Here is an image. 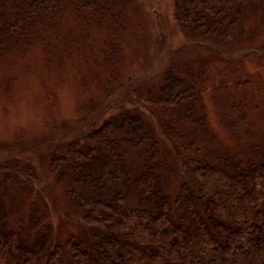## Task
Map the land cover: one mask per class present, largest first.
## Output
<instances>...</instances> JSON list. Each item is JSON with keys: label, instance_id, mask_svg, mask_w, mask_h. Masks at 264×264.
<instances>
[{"label": "trees", "instance_id": "trees-1", "mask_svg": "<svg viewBox=\"0 0 264 264\" xmlns=\"http://www.w3.org/2000/svg\"><path fill=\"white\" fill-rule=\"evenodd\" d=\"M138 2L3 0L0 45L22 42L30 30H60L57 19L78 18L82 31L92 27L104 31L100 61L106 70L117 66L124 74L119 65L128 20L139 15L146 18ZM172 5V30L178 44L162 57L156 50V58L147 63L151 73L141 77L138 73L143 69L138 72L131 63L126 73L138 80L122 96H117L122 77L107 76L113 87L105 98L83 101L80 122L84 129L78 135L65 139L61 150L49 153L37 152L40 147L33 150L34 144L29 147L35 159L31 162L39 171L31 181L36 184L31 185V193L37 194L34 206L53 200L49 190L56 171L51 166L63 161L58 172L66 179L65 197L76 213L56 207L53 215L56 220L62 216L71 234L55 240L54 225L42 231L44 214L34 207L24 219L16 218L20 230L23 225L29 229L27 236L22 235L9 225L7 212L0 207V264H264V147L253 149H257L255 157L226 159V168L196 166L197 189L192 195L185 191L181 210L175 208L178 199L166 194L158 181V168L169 159L183 176L191 175L193 170L183 157L197 152L196 136L183 135L179 126L187 122L195 132L201 124L199 115L211 81L197 79L220 58L233 66L246 61L249 34L243 21L248 11L255 10L264 23V0H172ZM240 44L247 51L234 49ZM183 68L192 93L182 104L179 96L166 102L165 76ZM159 146L169 158L160 156ZM39 156H46L50 165L46 175L39 170ZM132 165L138 166L136 176H131L136 172ZM184 184L190 186L192 180ZM128 188L136 190L137 204L127 201ZM38 200L46 202L37 205Z\"/></svg>", "mask_w": 264, "mask_h": 264}, {"label": "rangeland", "instance_id": "rangeland-1", "mask_svg": "<svg viewBox=\"0 0 264 264\" xmlns=\"http://www.w3.org/2000/svg\"><path fill=\"white\" fill-rule=\"evenodd\" d=\"M140 2V11L146 13V18L139 14L129 18V33L125 34L122 43L119 67L127 72L132 69V63L138 72L140 68L143 69L138 75L142 73L140 76L144 77L152 72L147 63L156 58V50L162 57L167 50L177 46L178 35L172 30V0ZM254 13L255 10L248 11L243 21V28L249 34L250 50L246 61L233 66L220 58L213 67L210 66L206 71L201 69L202 76L197 81H211L204 95L202 116L199 115L201 124L198 123L194 128L195 132L191 131L192 125L187 122L179 126L182 131L177 128L185 136L191 137L195 133L197 137V152L192 153L191 157H183L188 168L193 170L191 175L183 176L171 159L165 166L158 168V181L166 194L174 200L178 199L175 200L177 209L183 208L185 191L192 195L197 189L196 166L226 168L227 160L233 156L255 157L257 149H253L264 147V60L261 58L264 53V23L263 18ZM59 21L62 26L60 30H44L42 33L30 30L27 39L22 42L0 45V207L7 212L9 225L25 236L29 229L23 225L20 230L17 219H24L32 208H39L44 214L42 222L45 227H42V231L47 232L54 225L52 232L55 240L61 234L68 236L72 232L68 230L62 216L55 219L53 214L56 207L60 212L67 210L76 213L75 207L67 203L65 197L66 179L59 173L63 161L56 160L51 166V170L56 171L49 190L53 200L49 198L47 205L34 206L37 194L31 193V185L36 184L33 183L35 180L31 181L38 177L39 171L31 162L35 159L30 154H34L29 150L30 145H35L32 146L33 150L42 148L37 152L46 150L49 153L56 148L61 150V143L65 139L78 135L84 129L80 122L83 101L103 100L107 89L113 87L111 81L109 85L107 76L113 74L122 77L117 96H122L138 80V76L131 73L121 74L117 66L106 70L98 55L102 50L99 44L104 35L102 29L92 27L82 31V23L78 18H60L57 19V25ZM242 45L243 48H239ZM245 48L244 44H240L234 49ZM184 69L165 76L164 87L167 88L163 90V100L166 102L179 96L182 104L184 98L192 93L184 77ZM238 75L243 76L242 79L247 75V78L239 81L235 77ZM112 97L107 101L110 102ZM110 105H106L105 109ZM156 111H160L158 106ZM159 151L161 157L169 158L162 146H159ZM39 157V170L46 175L50 165L46 156ZM125 159V166L129 167V158ZM133 172L131 176H136L138 166ZM189 180H192L190 186L184 184ZM14 198L20 200L16 202ZM137 200L136 190L128 188L127 201L137 204ZM44 201L38 200L37 205L45 204Z\"/></svg>", "mask_w": 264, "mask_h": 264}]
</instances>
